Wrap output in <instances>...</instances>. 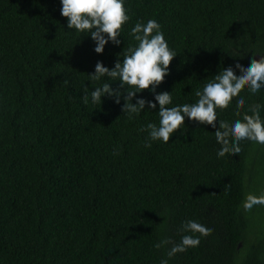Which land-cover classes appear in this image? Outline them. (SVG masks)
Here are the masks:
<instances>
[{"label": "trees", "instance_id": "1", "mask_svg": "<svg viewBox=\"0 0 264 264\" xmlns=\"http://www.w3.org/2000/svg\"><path fill=\"white\" fill-rule=\"evenodd\" d=\"M126 8L121 43L97 54L90 36L67 28L59 0H0V264H160L172 245H154L178 243L189 217L213 230L169 264H264V206L243 208L248 194L264 193V145L244 140L239 154L217 156V125L188 120L167 144L150 142L159 106L130 119L123 100L92 104L95 87L120 82L89 77L98 61L122 62L138 45L132 27L155 19L177 53L157 91L173 92L169 107L193 103L221 67L264 55V0ZM238 95L240 116L233 97L221 119L264 103V91Z\"/></svg>", "mask_w": 264, "mask_h": 264}, {"label": "clouds", "instance_id": "2", "mask_svg": "<svg viewBox=\"0 0 264 264\" xmlns=\"http://www.w3.org/2000/svg\"><path fill=\"white\" fill-rule=\"evenodd\" d=\"M60 13L67 18V28L75 30V34L84 33L94 42V52L103 54L105 47L111 42L113 45L121 43L123 26L131 17L126 8L127 0H59ZM131 35L138 42L135 48H129L128 54L123 56L113 68H108L102 61L95 65L94 74L89 75L92 80L100 81L107 77L111 81H119L118 89H113L111 83L104 82L101 86L90 91L92 104L101 103L105 97L111 98L116 105H121L122 111L128 118L139 116L146 108L156 111L159 106V122L147 124L150 142L160 141L167 144L170 139L181 130L185 121L198 122L202 125H217L213 136L220 147L216 155L225 152L239 154L241 141L247 140L264 145V103H253L241 118L231 122L221 119L217 109L228 105L233 97L234 111L240 116V109L245 105V97L238 95L241 89L255 95L264 91V55L249 57V63L243 64L235 60L233 65H226L219 69L214 79L204 84L202 90L195 92L198 99L193 103L173 104V92L157 89L170 75V65L177 57L162 31V26L155 19L147 22H137L131 29ZM259 56V59L256 57ZM239 69L237 71L236 69ZM67 83V82H66ZM150 90L153 99L138 97V93ZM89 89L85 87L83 101L89 100ZM135 101V102H133ZM251 113V114H248ZM147 147H151V143ZM257 205L264 206V193L260 195L248 194L243 208L250 211ZM213 229L201 220L189 217L181 226L182 235L179 242L169 238H162L154 245L157 249L172 245L167 251V258L161 259L160 264H169V260L185 251L188 246L200 243L201 235H206Z\"/></svg>", "mask_w": 264, "mask_h": 264}, {"label": "water", "instance_id": "3", "mask_svg": "<svg viewBox=\"0 0 264 264\" xmlns=\"http://www.w3.org/2000/svg\"><path fill=\"white\" fill-rule=\"evenodd\" d=\"M256 59H259V57H256ZM241 246V245H240Z\"/></svg>", "mask_w": 264, "mask_h": 264}, {"label": "rangeland", "instance_id": "4", "mask_svg": "<svg viewBox=\"0 0 264 264\" xmlns=\"http://www.w3.org/2000/svg\"><path fill=\"white\" fill-rule=\"evenodd\" d=\"M262 208H263V206H262Z\"/></svg>", "mask_w": 264, "mask_h": 264}]
</instances>
